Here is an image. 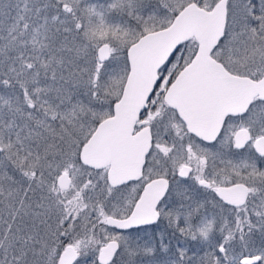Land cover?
Here are the masks:
<instances>
[{
  "label": "snow or ice",
  "instance_id": "snow-or-ice-1",
  "mask_svg": "<svg viewBox=\"0 0 264 264\" xmlns=\"http://www.w3.org/2000/svg\"><path fill=\"white\" fill-rule=\"evenodd\" d=\"M0 264H264V0H0Z\"/></svg>",
  "mask_w": 264,
  "mask_h": 264
},
{
  "label": "rangeland",
  "instance_id": "rangeland-1",
  "mask_svg": "<svg viewBox=\"0 0 264 264\" xmlns=\"http://www.w3.org/2000/svg\"><path fill=\"white\" fill-rule=\"evenodd\" d=\"M150 231H151V230H150ZM155 231H157V232H158V231H159V229H156ZM141 235H143V233H141ZM173 243H175V241H173Z\"/></svg>",
  "mask_w": 264,
  "mask_h": 264
}]
</instances>
